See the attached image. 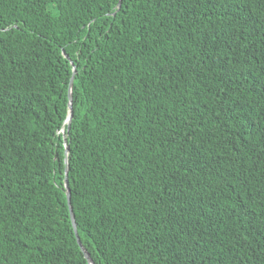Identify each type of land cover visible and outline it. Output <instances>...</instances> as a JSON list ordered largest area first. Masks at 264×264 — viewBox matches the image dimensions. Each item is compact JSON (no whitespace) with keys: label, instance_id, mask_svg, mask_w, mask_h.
<instances>
[{"label":"trees","instance_id":"trees-1","mask_svg":"<svg viewBox=\"0 0 264 264\" xmlns=\"http://www.w3.org/2000/svg\"><path fill=\"white\" fill-rule=\"evenodd\" d=\"M67 146L95 264H264V0H0V264H89Z\"/></svg>","mask_w":264,"mask_h":264},{"label":"water","instance_id":"water-1","mask_svg":"<svg viewBox=\"0 0 264 264\" xmlns=\"http://www.w3.org/2000/svg\"><path fill=\"white\" fill-rule=\"evenodd\" d=\"M118 7L119 8L121 7V2L119 3ZM63 53H64L66 58L70 59L69 56L67 55L66 51H63ZM71 63L74 66V69H73L74 73H73V77H72L71 82H70V90H69V114H68V117H66L67 118L66 124H68V130L67 131L70 130V125H71V122H72V119H73L72 117L74 116L72 90H73L74 77H75V74H76V66L74 65V63L72 61H71ZM65 141L67 142L66 137H65ZM69 152H70V148L67 146L66 150H65V153H66V156H67L66 162H65L66 165H67L66 177H65V188H66V192H67V195H68V201H69V205H70L71 220H72V223H73L74 231H75L79 246L83 250L86 258L88 259L89 264H95L93 259L90 256V254L87 252V250L83 246L82 241H81V239L79 237L78 227H77V223H76V218H75L72 206H71V189H70L69 178H68V172H69V170H68V166H69L68 156H69Z\"/></svg>","mask_w":264,"mask_h":264}]
</instances>
